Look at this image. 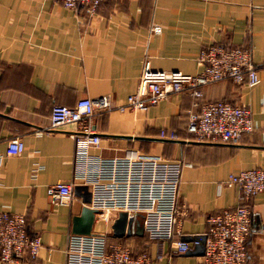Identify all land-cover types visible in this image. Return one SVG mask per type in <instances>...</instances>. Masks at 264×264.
<instances>
[{"label": "crops", "instance_id": "0c3cea01", "mask_svg": "<svg viewBox=\"0 0 264 264\" xmlns=\"http://www.w3.org/2000/svg\"><path fill=\"white\" fill-rule=\"evenodd\" d=\"M213 43L248 51L259 83L215 81L201 86L196 98L182 90L144 111L117 110L135 91L144 62L153 71L195 75L199 51ZM100 96L111 108L94 107L90 128L99 141L87 154L152 153L182 166L170 240L147 239L140 213L132 216L129 235L112 236L111 216L98 213L90 232L146 251L153 264H205L189 250L170 253L171 240L204 234L208 216L244 205L251 216L245 264H264V191L238 197L237 186L224 183L229 173L264 167V0H103L92 15L51 0H0V210L24 214L26 230L41 242L34 258L5 264H63L71 219L82 205L72 186L85 184L74 174L83 166L72 139L43 128L52 104ZM214 102L248 109L252 129L238 143L196 141L186 132L187 114ZM160 130L175 138H160ZM12 138L18 151L8 154ZM56 181L71 184L64 204L52 205L45 194Z\"/></svg>", "mask_w": 264, "mask_h": 264}, {"label": "built area", "instance_id": "2783aa9c", "mask_svg": "<svg viewBox=\"0 0 264 264\" xmlns=\"http://www.w3.org/2000/svg\"><path fill=\"white\" fill-rule=\"evenodd\" d=\"M63 8L82 9L92 15L103 0H51ZM158 33V27L152 28ZM196 63L200 71L186 75L178 71H153L144 62L136 89L125 98L129 110H146L157 104L169 92L186 90L190 96L200 95V87L215 81L229 80L234 84L252 87L259 83L250 54L242 48L213 43L203 47ZM94 107L110 109L107 96L96 101L77 99L71 106L52 104L48 124L43 131L58 132L72 139L76 161L83 166L74 175H82L90 192L88 206L103 218L113 219L118 211L127 216L141 214V228L147 239L154 242L170 240L174 231L177 210V189L182 163L158 154L134 152L103 157L87 154L85 149L96 146L99 137L90 128ZM252 123L244 105L226 102L202 104L198 112L188 113L185 130L196 141L234 145L251 131ZM160 138L174 139L172 132L159 131ZM18 151L15 138L6 143L5 152ZM82 161V162H81ZM225 184L236 185L238 197L264 191V167L241 169L226 176ZM52 205L66 203L72 193L69 182L56 181L45 186ZM202 262L205 264H245L246 240L251 230V216L244 205L228 206L207 217ZM264 231V220L263 227ZM196 239L171 240L170 253L188 250ZM41 246L37 233L26 230L24 214L0 210V264L14 260L32 259ZM63 264H153L146 251L134 252L127 244L107 243L101 232L74 233L66 236Z\"/></svg>", "mask_w": 264, "mask_h": 264}, {"label": "water", "instance_id": "95a60500", "mask_svg": "<svg viewBox=\"0 0 264 264\" xmlns=\"http://www.w3.org/2000/svg\"><path fill=\"white\" fill-rule=\"evenodd\" d=\"M72 193L80 196L82 205L78 214L74 215L71 219V232L74 233H89L91 230V223L93 215L96 210L89 207L90 192L86 184H75L72 186ZM132 216H127L126 212L118 211L116 216L112 219L110 228L112 236L129 235L131 232ZM181 239L191 241L197 240V243L193 244L188 250L193 254L201 255L203 252L204 234L196 235H183Z\"/></svg>", "mask_w": 264, "mask_h": 264}]
</instances>
